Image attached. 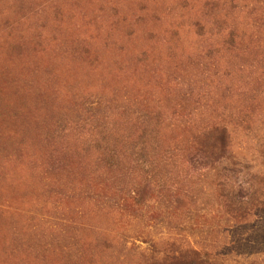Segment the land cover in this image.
Masks as SVG:
<instances>
[{"label": "rangeland", "instance_id": "obj_1", "mask_svg": "<svg viewBox=\"0 0 264 264\" xmlns=\"http://www.w3.org/2000/svg\"><path fill=\"white\" fill-rule=\"evenodd\" d=\"M0 264H264V0H0Z\"/></svg>", "mask_w": 264, "mask_h": 264}]
</instances>
